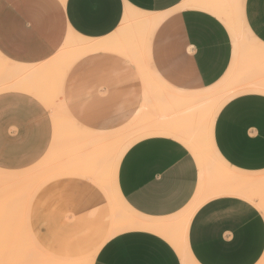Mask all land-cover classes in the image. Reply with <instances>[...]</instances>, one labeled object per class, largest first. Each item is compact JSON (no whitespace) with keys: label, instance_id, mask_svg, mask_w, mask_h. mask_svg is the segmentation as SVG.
<instances>
[{"label":"crops","instance_id":"0c3cea01","mask_svg":"<svg viewBox=\"0 0 264 264\" xmlns=\"http://www.w3.org/2000/svg\"><path fill=\"white\" fill-rule=\"evenodd\" d=\"M241 19L264 48V0H0V66L13 71L5 75L36 71L31 66L48 63L69 34L95 41L99 47L65 75L63 107L86 130L137 138L117 171L131 227L103 242L111 225L107 199L90 181L62 178L39 194L31 212L34 235L52 253L97 250L92 264H183L182 248L195 264L260 260L257 200L199 196L193 148L200 143L191 139L212 106L210 145L230 168L255 179L247 187L255 193L264 176V92L241 85V70L234 79ZM130 20L143 28L132 44L118 37ZM128 52L159 87L146 92ZM233 81L238 87L228 94ZM37 104L26 93L0 94V143L15 144L17 166L18 159L21 167L41 159L53 141L51 113ZM193 206L184 227L179 216Z\"/></svg>","mask_w":264,"mask_h":264},{"label":"rangeland","instance_id":"374dc122","mask_svg":"<svg viewBox=\"0 0 264 264\" xmlns=\"http://www.w3.org/2000/svg\"><path fill=\"white\" fill-rule=\"evenodd\" d=\"M237 26L238 36L241 38V44L239 46L238 64L234 79L237 78L238 71L241 70V85L248 83L247 85L251 86V88L264 92V48L253 40V35H251L249 29L244 26L242 19L241 24L237 22ZM142 32L143 28L137 26L134 20H130L122 24L118 37L125 40V42L132 44L136 39L141 38ZM126 39L128 41H126ZM71 41L73 42L75 39L69 34L63 46L50 61L48 60L49 62L47 61L48 63L44 62L39 65L31 66L36 70L39 69L38 77L31 76L29 78L21 76L15 78L7 74L0 78V94L17 91L26 93L38 101V106H47L44 102H41L42 94H45L46 97H48L49 100H52L55 104L54 106L58 113L57 119L63 121V123L62 121L60 122L61 124L58 123V121L55 124L56 126L53 127V122L50 119L54 134L53 141L49 146L50 150L48 149L41 159L36 160L29 166L21 167L20 159H18V166L15 165V144L0 143V172L6 173L3 175H6L5 178L12 182L10 183L8 180H3V183V181L0 180V186H13V190L7 195V197L3 196L0 198V223L3 225L0 229L2 228L3 230L4 222L8 221L13 222V224L15 223L17 226L15 243H13L10 238H6L8 235L3 234L4 232L1 230L0 232L2 233L0 234L3 235L0 237H3L9 245H13L10 246H12L11 248L14 249L17 252V256H19V264H57L56 261H53V257L57 258L59 255L52 253L34 235L31 224V212L33 209V203H35L39 194L45 193L47 189L51 188V185L54 184L56 180L62 178L68 179L79 176L78 179L90 181L101 190L102 195L107 199L111 214V225L103 242L131 227L128 222V219L131 217V212L114 198L112 178L116 157L124 150V148L132 144L137 138H133V135L126 133L124 130L114 135H103V137L108 140V142H103V144H92L89 142L79 143L69 135L67 131L69 128L66 126V129L64 128L65 123H69V121L68 119L64 120L66 117L63 113V104L61 103V98L56 93L57 91H60L57 90L59 87V77H61L60 75L65 71L64 67L66 64L64 65V63H70L73 58H77L79 54L82 53V46L79 45L80 49L76 48L78 42L80 44V41L77 40L76 46H74L75 44H72L74 47L72 48L69 46V48L67 44ZM82 44L83 42L81 45ZM62 54H64L63 57ZM75 54H77V57ZM61 57L62 59H60ZM61 61H63V64H60ZM0 62H3V60L0 59ZM3 66L5 65L1 64V68ZM61 67L62 69H60ZM0 74H2V72ZM146 80L149 82V84H147L148 89L152 86L159 87V85L153 81L149 72H147ZM234 83L235 82L233 81V86L228 94H231V92L238 87V82ZM215 107L216 106H213V109ZM212 118V106H207L206 123L204 127H202L201 130L198 127L196 129L197 133L191 137V139H194L201 144L193 148V153L200 171L199 196L208 200V198L214 196L239 195L247 198L251 202L257 200V207L264 217V176L261 177L262 181L259 184L252 186V190L256 194L247 189L249 183L255 181V179L241 174L238 170L230 168V166L220 158L217 151L210 145L209 126ZM56 127L59 128L57 129ZM89 136L90 134L87 133V137ZM96 173H100L101 181L96 180ZM11 235L13 236V234ZM3 239H1L2 243ZM8 239L11 241L9 242ZM1 241L0 249L4 246V251L0 250V252H5L6 255L4 257H6L10 254L12 249L7 242H5L7 245L5 247V244H2ZM96 252L97 250L93 253H86L79 257H74L72 255H61L60 257H64L67 264H92ZM181 256L183 264H192L188 260L184 248H182ZM4 264L7 263L5 262ZM256 264H264V253Z\"/></svg>","mask_w":264,"mask_h":264},{"label":"bare ground","instance_id":"6f19581e","mask_svg":"<svg viewBox=\"0 0 264 264\" xmlns=\"http://www.w3.org/2000/svg\"><path fill=\"white\" fill-rule=\"evenodd\" d=\"M141 22H145L144 20H142ZM75 39V38H74ZM78 41H80V44H79V42H78V44H77V46H82V53L81 54H79V56L77 57V54L79 53H77V54H75L76 55V57L77 58H73L72 59V61L69 63H64V65H65V67H64V69H65V71H64V73L62 74V75H60L61 77H59V87H58V89L57 90H60L59 92L57 91L56 93L58 94V96L61 98V101H62V88H63V82H64V78H65V75H66V73H67V71L69 70V68L72 66V64L75 62V61H77V59L78 58H80L81 56H84L85 54H88V53H90V52H93V51H95L99 46H98V44L95 42V41H92V42H90L89 40V42L87 41V40H83V39H77ZM77 40L76 41H73V42H71L70 44V46L73 48L75 45H74V43L76 42L77 43ZM83 42V44L81 45V43ZM95 42V43H94ZM72 43H73V45H72ZM68 45V44H67ZM104 45V44H103ZM76 46V48H79L80 49V46L79 47H77ZM68 47H69V45H68ZM70 48V47H69ZM126 48V47H125ZM107 49H108V47H107ZM121 48H119V50H120ZM74 50H75V48H74ZM78 50V49H77ZM130 52V51H129ZM126 53V55L128 56V57H130V59H132L133 61H134V63H136V64H138V68H139V71H140V73H141V76H142V78H143V81H144V84H145V86H144V88H145V90L148 88L147 87V84H149V82H147V80H146V76H147V68H146V66L143 64V62L139 59V58H137V56H136V54H132V52H131V54L132 55H130V53ZM125 54V53H124ZM60 55V54H59ZM63 55L64 54H62V57H63ZM59 57V56H58ZM62 57L60 58V59H62ZM58 59V58H57ZM55 60H56V57H55ZM59 60V59H58ZM57 60V61H58ZM64 60V59H63ZM63 61H61L60 62V64L62 63ZM2 64H4V63H2ZM56 64V63H55ZM63 64V63H62ZM59 65V64H58ZM63 65V66H64ZM7 66L8 65H5V66H3L2 68H0V73L2 72V73H4V75L6 74V73H11V72H13L12 70H11V72L10 71H7ZM1 67V66H0ZM45 67V66H44ZM55 67V66H54ZM57 67V66H56ZM10 67H8V69H9ZM53 68V67H52ZM60 69H62V67L60 68ZM7 72H6V71ZM14 70V69H13ZM18 70V72H16ZM15 72H14V77H21L23 74H24V76L26 77V76H28L29 78L31 77V75L33 74V72L35 71L34 69H32L31 71H27V73H26V71H25V73H24V71L23 70H25V69H22V68H20V69H17ZM39 70V69H38ZM3 71H5V72H3ZM37 72V70L34 72V75L36 76V75H38V72ZM60 72V71H59ZM36 73V74H35ZM1 75H3V74H0V76ZM13 75H11V76H13ZM34 75H32V76H34ZM40 75V74H39ZM23 76V77H24ZM2 77V76H1ZM38 77V76H37ZM28 78V79H29ZM12 87V86H11ZM15 87V86H14ZM27 88H28V86H27ZM26 88V89H27ZM55 88V87H54ZM18 89H19V87H18ZM21 89H22V87H21ZM148 90V89H147ZM147 90H146V92H147ZM145 92V93H146ZM56 94V95H57ZM39 97V96H38ZM47 106H45V107H47L48 108V110L50 111V113H51V118H52V122H53V125H54V127L56 126L55 124L59 121V119H57V115H58V113H57V111H56V108H55V104L53 103V101L52 100H49L48 99V97H46V95L45 94H42V99H41ZM62 103V102H61ZM63 104V103H62ZM62 107H63V105H62ZM143 107V106H142ZM63 113H64V115H65V117L66 118H64V120H66V119H68V121H69V126H68V124L67 123H65V125H64V128L66 129V127L67 128H69V129H67V131H68V133H69V135L72 137V138H74L77 142H89V143H92V144H96V143H101V144H103V142L104 143H106V142H108V140H107V138H105V137H103V135H105V134H101V133H96V132H92V131H89V130H86V129H84V128H82L80 125H78L75 121H73L72 120V118L69 116V114H68V112L66 111V109L63 107ZM141 112V111H140ZM63 116V115H62ZM60 118V117H59ZM61 119V118H60ZM62 120H60L58 123H60ZM62 123H63V121H62ZM61 124V123H60ZM59 124V125H60ZM66 126V127H65ZM57 128V127H56ZM59 128V127H58ZM57 128V129H58ZM157 128V127H156ZM160 129V128H159ZM158 130V129H157ZM168 130H170V129H168ZM172 131L174 130V129H171ZM170 130V131H171ZM156 131V130H155ZM154 131V132H155ZM159 131H161V130H159ZM174 131H176V130H174ZM179 131H181V130H179ZM164 132V131H163ZM162 132V133H163ZM182 132V131H181ZM87 133L88 134H90V136L89 137H87ZM159 133V132H158ZM157 132H156V134H158ZM167 133V132H166ZM172 133V132H171ZM170 133V134H171ZM160 134V133H159ZM169 134V135H170ZM91 136H94V137H91ZM172 136V135H171ZM131 145V144H130ZM129 145V146H130ZM128 148V146L126 147V148H124V150L116 157V163H114V167H113V178H112V189L114 190V198H116V200H117V202H119V203H121L126 209H128L130 212H131V210L128 208V206L126 205V203L123 201V199L121 198V195H120V193H119V190H118V186H117V171H118V166H119V161H120V159H121V157H122V155H123V153L126 151V149ZM49 150H50V148H49ZM75 172V171H74ZM80 172H83V171H80ZM3 174H6V173H1L0 172V180H4V181H10L9 179H7V178H5L6 177V175H3ZM24 174V173H23ZM79 174V173H78ZM13 175V174H12ZM17 175V174H16ZM82 175V174H81ZM17 176H19V175H17ZM15 177V176H14ZM79 177V176H78ZM77 177V178H78ZM82 177V176H81ZM23 178V177H22ZM96 180L97 181H101L100 180V173H96ZM20 179H21V177H20ZM25 179V178H24ZM102 179V178H101ZM18 180V179H17ZM4 181H3V183H4ZM23 181V180H22ZM10 183H12L11 181H10ZM11 186V185H10ZM13 188V186L12 187H9V186H6V185H4V186H0V198H2L3 196H6L7 197V195L13 190L12 189ZM195 210H196V206H193V207H190V208H188L185 212H183L180 216H179V219L182 221V223H183V225H184V227H186V225H187V223H188V221L190 220V218H191V216L193 215V213L195 212ZM12 213V212H11ZM0 219H1V217H0ZM3 219V218H2ZM9 219V218H8ZM23 220V219H22ZM1 222V221H0ZM2 223H3V221H2ZM5 224H4V227H3V230H2V228L0 229L2 232H4L3 234H7L8 235V237H6L5 235V237L6 238H10L11 240H12V242L13 243H15L16 242V239H15V237L17 236V233H16V231H17V226H16V224L14 223L13 224V222H10V221H8V222H4ZM13 224V225H12ZM172 224V223H171ZM174 225H175V223H174ZM1 226H3L1 223H0V227ZM167 226H169V225H166L165 227H167ZM173 226V225H172ZM176 226H178V225H176ZM29 228V227H28ZM170 228H171V226H170ZM5 230V231H4ZM2 232H0V233H2ZM15 233V234H14ZM27 233V232H26ZM3 234H0V236L1 235H3ZM11 234H13V236L11 235ZM12 237H11V236ZM15 235V236H14ZM20 236V235H19ZM29 236V235H28ZM1 239H3V237H0ZM14 238V239H13ZM1 239H0V241H1ZM10 239H8L9 240V242L11 241ZM23 239H24V237H23ZM14 240V241H13ZM5 242H7V241H5L4 239H3V243H2V241H1V243L2 244H5ZM23 242V241H22ZM25 242V241H24ZM18 243V242H17ZM1 244V245H2ZM7 244H8V242H7ZM9 245V244H8ZM10 245H12V244H10ZM9 245V246H10ZM7 245L5 244V247H6ZM13 246V245H12ZM12 246H10V248L12 247ZM23 246H24V244H23ZM26 246V245H25ZM3 247L4 246H2L1 247V249L0 250H3L4 251V249H3ZM18 247V246H17ZM12 249V248H11ZM17 249V248H16ZM6 250H7V248H6ZM18 250V249H17ZM3 251H1L0 252V264H4L5 262L7 263V264H19V256H17V252L14 250V249H12V251L10 252V254L9 255H7L6 257H4L6 254H5V252H3ZM8 251V250H7ZM6 251V252H7ZM8 253H9V251H8ZM187 256H188V260L192 263V264H195L194 262H193V260H192V258H191V256L190 255H188L187 254ZM53 261H56L57 262V264H67L66 263V260H65V258L64 257H58L57 256V258L56 257H53Z\"/></svg>","mask_w":264,"mask_h":264}]
</instances>
